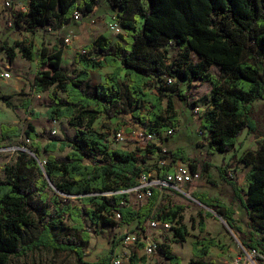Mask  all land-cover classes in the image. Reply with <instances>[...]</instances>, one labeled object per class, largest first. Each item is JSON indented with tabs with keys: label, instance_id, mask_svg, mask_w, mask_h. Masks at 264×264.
<instances>
[{
	"label": "trees",
	"instance_id": "obj_1",
	"mask_svg": "<svg viewBox=\"0 0 264 264\" xmlns=\"http://www.w3.org/2000/svg\"><path fill=\"white\" fill-rule=\"evenodd\" d=\"M107 2L118 10L124 30L121 41L112 44L106 36H98L87 46L88 55L77 54L76 61L82 68L73 75L62 64V47L42 46L35 51L31 45L19 44L17 48L6 40L0 43V53H5L11 62L18 53L37 61L33 83L37 92L55 87L43 114L29 110L30 101L23 106L27 113L34 118L66 119L74 129L72 137L51 135L43 144L35 126L28 123L25 136L39 159L41 152L70 150L64 156L48 155L41 160L43 166L27 152L19 151L15 162L4 167L6 176L0 179V264L41 248L74 253L78 262L85 264V249L93 233L90 226L104 225L114 231L132 223L141 227L149 218L173 223L174 241L186 240L189 231L181 222L185 205L176 203L153 212L160 199L159 189L154 188L151 196L138 204H131L125 191L137 185V178L146 170L143 164L151 155L180 160L193 173L198 164L180 150L163 154L162 148L154 144L139 150L140 159L135 151L111 147L109 135L94 127L100 115L111 119L130 113L137 123L147 126V132L161 135L171 127L175 129L179 123L176 99L186 103L188 99L182 94L183 80L211 84L207 108L202 106L200 128L202 133H208L216 152H233L245 131L263 138L256 149L245 150L236 160L249 167L246 189L229 174L230 167H235L233 155L230 162L219 167L221 179L233 187L235 201L231 205L207 193L192 192L193 198L223 218L244 247L262 253L255 257L263 264L264 240L252 229L245 231L237 224L233 204L238 201L245 209L250 228L264 232V109L255 105L264 100V0ZM98 3L28 0L26 11H12L13 26L30 33L46 26L60 29L71 21L76 10L89 15ZM166 45L175 47L178 54L168 56ZM105 66H112V72L90 88V72ZM212 66L218 68L217 73L211 71ZM122 72L127 81L121 80ZM167 77L173 79L172 84H167ZM11 97L0 95V100L14 108ZM15 132L16 126H1L0 148ZM204 167L208 169L210 163H204ZM60 193L68 196L65 201ZM206 215L212 216L211 212ZM66 219L72 222L71 227ZM199 223L200 231H204V222ZM118 243L119 240L113 243L112 252ZM213 246L226 250L225 244L215 238L195 240L189 264H209L195 258L206 257ZM159 252L167 262L153 264H181L169 244L162 242ZM145 260L134 256L131 264ZM110 261L108 257L92 264Z\"/></svg>",
	"mask_w": 264,
	"mask_h": 264
},
{
	"label": "rangeland",
	"instance_id": "obj_2",
	"mask_svg": "<svg viewBox=\"0 0 264 264\" xmlns=\"http://www.w3.org/2000/svg\"><path fill=\"white\" fill-rule=\"evenodd\" d=\"M9 0H0V43L2 41H7L9 45L16 46L18 48L19 44L31 45L32 49L38 51L43 45L50 46L52 44H60L62 48H69V46L78 45L79 48L90 44L95 41L99 35H104L115 44L116 41H120V36L124 34L123 32H117L111 28V25L119 21L118 10L113 9L107 2V0H97L99 3L95 7L94 11L89 15L81 14V17L78 20L71 19L69 24L62 30H56L50 26L44 28H39L36 33L30 32H20L17 31L13 25H10L9 22L12 19V11H26L28 0H12L10 5H7L6 2ZM82 0H78L81 2ZM147 3L144 1V6L146 7ZM69 37L70 42L67 44L65 38ZM168 51L169 55H177V49L172 45H166L164 47ZM0 48V52H1ZM18 52V49H16ZM78 52L75 53V56ZM1 54V53H0ZM19 54V53H18ZM5 55V54H3ZM2 55V56H3ZM1 56V57H2ZM63 62L67 70L71 75L77 69L72 57L64 55ZM167 63L169 60L166 61ZM31 61H28L21 57L19 54L15 60V63L12 65L11 78L0 77V95H11L10 101L12 102L14 108L7 107L6 104L0 100V131L2 125H7L8 127L16 126L17 132L12 133L3 142V147L0 148V179H4L6 174L4 167L6 165L13 164L18 156V152L22 151L20 147H25L32 151L33 148L31 143L27 144L25 141V130L27 129L28 118L31 117L27 113V110L23 108L25 101L29 98L28 96L33 94V101L31 108L43 114L50 102V94L54 92V86H52L48 91L42 93L41 95L34 94L32 91V84L30 74L33 69L29 71V65ZM99 71V70H97ZM211 71L217 73L218 68L216 66L211 67ZM103 72V71H102ZM103 76L102 74L99 75ZM18 77L25 78V87L22 90L11 91L15 80ZM95 71L92 72L89 79L90 88L94 87L100 82H103L105 78H99ZM121 80L127 81V78L124 75V72L120 75ZM175 84L171 87L173 88ZM182 94L188 96L187 103L179 99H176V107L179 118L178 126H176L174 134L169 136L163 142V147L168 151L176 152L180 150L190 157V160L195 161L198 164L197 172L199 173V178L191 183L184 185V189L188 192V195L177 194L173 191H164L160 194V199L158 201V206L155 207L153 212H156L159 209L169 208L173 204H183L185 209L182 213V224L186 225L190 234L189 242L200 236V226L199 222H203L207 219H217L218 226L222 224L221 232L223 233V243L226 246V250H223L224 253L228 252L229 246L233 245L236 249V253L241 257L242 261H246L243 258L244 249L248 250L242 245L239 240L238 235L229 227L231 231L228 230V227L224 222L218 218V213L210 211L206 206L198 202L195 198L192 197V192H203L207 193L209 196L217 199H224L229 201L232 197V188L231 186L223 181L220 177L219 167L225 166L230 162V158L233 155L235 161L233 164L235 167H230L229 172L232 173V176L235 177L240 185L244 189L247 188V182L245 175L249 170V167L244 166L241 163H236V160L243 154L245 150H254L257 147V144L263 140L262 137H255L252 134L247 133L246 131L238 138V144L235 150L228 154H222L216 152L214 147L210 144V139L207 132H201L200 121L198 118L194 117L192 111V103H197L205 108L206 102L210 98L211 84L205 81H188L183 80L181 82ZM59 95L64 96L63 93L58 92ZM166 100H164V105ZM257 108L264 109V100H259L255 103ZM144 112V111H143ZM33 117V116H32ZM31 117V118H32ZM34 118V117H33ZM34 123L36 124L39 130H43L41 133V141L45 144L48 138L51 135H57L61 137H72L74 135V129L68 125L66 119L62 120H49L45 116H40L35 118ZM261 126L264 127V120L261 121ZM95 129L99 131H105L109 135L110 144L113 148H120L129 151L137 152L140 159H142L138 141L136 140V132H142L147 129L145 124H139L132 119L130 113H124L114 118H107L105 115H100L94 123ZM42 128V129H41ZM123 130L127 135V140L122 143H116L114 141L113 135L116 131ZM70 150L66 148L63 151L56 150L54 152H41L40 160L44 161L48 155H54L56 157L64 156ZM30 155V154H29ZM159 156L151 155L147 162L143 165L146 170H154L157 167V161ZM233 157V158H234ZM43 163V162H42ZM204 163H210V167L205 169ZM187 164V163H186ZM129 201L131 204H138L139 200L134 192L130 191ZM62 201L66 200L68 197L64 193H60ZM73 197H71L72 199ZM144 201V200H142ZM237 209V219L242 226L246 227V231L250 230L247 225L246 219H248L245 209L236 201ZM243 211L242 212L240 211ZM207 212H211L212 216L206 215ZM65 223L71 227L72 222L65 220ZM89 225V222L87 223ZM136 223H132L129 226H121L114 231H111L109 227L100 225V226H90L93 230L91 234L90 241L88 246L85 249V256L83 260L85 264L95 263L103 258L111 257L110 264L112 263L113 258L118 252L123 250L122 246H116L112 252L113 243L119 240L120 236L131 227L135 226ZM215 224L210 221L208 223V228L211 231L215 230ZM253 231L256 235H264V232H259L256 227H253ZM69 232L73 233L74 230L69 229ZM174 231H161L156 233V237L160 242H165L167 244L175 242ZM225 234V236H224ZM177 242V245H174V249L178 251V255L181 258V264H187L186 261L191 254L190 247L186 243ZM141 251H135L137 249L130 250L129 253L123 257L122 264H131V257L137 256L145 257L146 261L149 260L150 263L155 262H164L161 253L159 251L155 252L152 255H145L142 247L139 245L137 247ZM134 251L136 253H134ZM231 253V251H230ZM231 256V255H230ZM234 256V255H233ZM237 256V255H236ZM241 261V262H242ZM8 264H81L78 262L77 256L71 252H54L48 248H41L35 251L28 252L22 257L12 256ZM143 264V263H139ZM147 264V263H145ZM241 264V263H240ZM259 264V263H258Z\"/></svg>",
	"mask_w": 264,
	"mask_h": 264
},
{
	"label": "built area",
	"instance_id": "obj_3",
	"mask_svg": "<svg viewBox=\"0 0 264 264\" xmlns=\"http://www.w3.org/2000/svg\"><path fill=\"white\" fill-rule=\"evenodd\" d=\"M12 0L6 2L7 5H10ZM81 17V13L76 10L73 13V18L78 20ZM13 19L9 22L10 25H13ZM111 28L117 32L122 31V26L119 21L114 22L111 25ZM65 42L68 44L70 42L69 37L65 38ZM82 55H88L89 49L87 47H82L79 51ZM12 62L9 60L7 55L0 56V76L4 78H11ZM167 84L170 85L173 83V79L167 77ZM203 107L199 104H196L192 111L194 117L198 118L200 121L201 114L203 112ZM175 129L169 128L164 131L161 135L156 133H150L147 131L136 132V140L141 149H146L152 144L160 146L162 148L161 153L165 154L167 149L163 147L162 142L169 136L174 134ZM114 141L116 143H122L127 140V135L123 130H118L113 135ZM27 144L31 141L25 138ZM22 147H20L21 149ZM23 148H25L23 146ZM232 176V173L229 172ZM199 178V173L196 171L193 173L188 166V164L173 160L171 157L160 158L157 161V167L153 171L143 170L139 177L137 178V185L126 190L125 192L129 193L130 191L134 192L139 201L145 200L147 197L151 196L152 190L154 188L159 189L162 193L166 190L176 192L177 194L188 195V192L183 188L185 184L191 183ZM117 218H120V214H116ZM129 226V225H124ZM173 223L168 221H162L160 219L149 218L143 226H138L137 224L130 229L126 228V231L120 236L118 246H122L123 250L118 252L112 260L113 264H122L123 257L126 253H129L130 250L137 248L139 245L142 247V250L145 255L149 256L159 251L160 240L156 237L157 232L161 231H171ZM259 251L256 249H244L243 258L252 264H258V261L255 257Z\"/></svg>",
	"mask_w": 264,
	"mask_h": 264
},
{
	"label": "crops",
	"instance_id": "obj_4",
	"mask_svg": "<svg viewBox=\"0 0 264 264\" xmlns=\"http://www.w3.org/2000/svg\"><path fill=\"white\" fill-rule=\"evenodd\" d=\"M69 24V23H68ZM68 24H66V25H64L62 28H60V29H56L57 31L58 30H62V29H64ZM121 32H123V28H122V31ZM100 36V35H99ZM121 41V40H120ZM94 42V41H93ZM93 42H91V43H93ZM118 41H116L115 43H117ZM90 43V44H91ZM111 43H112V41H111ZM124 42H122V44H123ZM113 44V43H112ZM78 45H80L79 43H78ZM78 45H74V46H69V48H63V57H64V55L66 54V55H68V56H70V57H72L73 58V60H74V62H75V64L77 65V71H79V70H81V66L77 63V61H76V58H77V55L75 56V53L76 52H78L79 53V51H80V49L82 48H79V50L78 51H76L77 49H78ZM89 45V44H88ZM88 45H86V46H88ZM43 46H47V45H43ZM53 46H58V47H60V44H52V45H50V46H48V47H53ZM83 47H85V46H83ZM77 53V54H78ZM3 54H5V53H1L0 54V56H2ZM20 54V53H19ZM18 54V55H19ZM18 55H17V57H18ZM16 57V58H17ZM16 58L12 61V65H13V63H15V60H16ZM25 59V58H24ZM27 60V59H26ZM29 61V60H28ZM62 64H63V66L65 67V65H64V62H63V60H62ZM29 65V71H31L32 69H33V71H32V73L30 74V80H31V84H32V91H34V94H38V95H41L42 93H44V92H37L36 90H35V87H34V85H33V83H34V78H35V73H36V70H37V61H31V63L30 64H28ZM66 68V67H65ZM67 69V68H66ZM112 70H113V67L112 66H105V67H103V68H101V69H99V71H95V74H97L98 75V77H99V75H103V76H100L99 78L101 79V78H105V76H106V74H108V73H110V72H112ZM103 71V72H102ZM92 72H94V71H91L90 72V75L92 74ZM12 74V73H11ZM1 77V76H0ZM25 78H23V77H18V79L17 80H15L16 82L14 83V85H13V87L10 89L11 91H9V92H12L13 90L14 91H19V90H22L24 87H25V80H24ZM29 98L25 101V102H27V101H30V105H29V107H28V109L30 110H33L32 108H31V103H32V101H33V94H31V95H29L28 96ZM34 111V110H33ZM32 117V116H31ZM28 118V121H30L29 123H32L34 126H35V128H36V132H38L40 135H41V133L43 132V130H39L38 128H37V126H36V124L34 123V120H35V118ZM55 121V120H54ZM42 129V128H41ZM102 132H105V131H103L102 130ZM40 139H41V136H40ZM165 141V140H164ZM177 161H180V160H177ZM181 162V161H180ZM156 169V168H155ZM154 169V170H155ZM149 171H153V170H149ZM231 186V185H230ZM231 188H232V193H233V195H232V197L230 198V200L228 201H225L224 199L222 200V199H220V200H222V201H224L227 205H231V202H233V201H235V198H234V192H233V187L231 186ZM233 206L235 207V209H236V204H233ZM241 212H242V214H243V211L242 210H240ZM219 218V217H218ZM235 218H236V220H237V224L238 225H240L242 228H243V230H245L246 231V227L245 226H242L240 223H239V221H238V219H237V209H236V215H235ZM220 219V218H219ZM210 221H212L214 224H215V230L214 231H211L209 228H208V223L210 222ZM246 221H247V225L249 226V219H246ZM217 223H220V222H218V220L217 219H207L206 221H204V224H205V230L203 231V232H201V233H203V234H201L200 236H198V237H196L195 239H193V240H191V242H189V237H190V234L187 236V238H186V240L185 241H183L182 243H186V244H188V246L190 247V250H191V254H190V256L188 257V260L186 261V263L187 264H189V261H190V259L191 258H193V253H192V243L195 241V240H197V239H203L204 237H208V238H215L219 243H222V244H224L222 241H223V233L221 232V227H222V224H220V226H218V224ZM226 223V222H225ZM224 223V224H225ZM227 224V223H226ZM225 224V225H226ZM250 228V227H249ZM253 230V228H250V230ZM229 230V229H228ZM230 231V230H229ZM256 234V233H255ZM224 236H225V234H224ZM259 239H263L264 240V235H256ZM181 242H179L178 244H180ZM173 244H175V245H177V241H175V242H173V243H169V246H170V248H171V251H172V253H174V254H176V255H178V251L176 250V249H174L175 247H174V245ZM135 249H137V250H135V251H141V249L139 248H135ZM134 251V253H136ZM230 251H231V253H230ZM260 252V251H259ZM260 254H262L261 252H260ZM231 255V256H230ZM234 255V256H233ZM237 255V256H236ZM179 256V255H178ZM195 259H200V260H202V261H204V262H207V263H211V262H213L214 264H247V262L245 261H242L241 259H242V256L240 257L237 253H236V249H235V247L233 246V245H231V246H229V249H228V252L227 253H224L223 252V250H220L217 246H213V247H211V249H210V253H209V255H207L206 257H203V258H195ZM242 261V262H241ZM164 262H167V261H164ZM140 263H143V264H145V263H147V264H153V263H150L149 262V260H145V262H140ZM263 264H264V262H263Z\"/></svg>",
	"mask_w": 264,
	"mask_h": 264
},
{
	"label": "water",
	"instance_id": "obj_5",
	"mask_svg": "<svg viewBox=\"0 0 264 264\" xmlns=\"http://www.w3.org/2000/svg\"><path fill=\"white\" fill-rule=\"evenodd\" d=\"M21 150L22 151H24V152H27L28 154H30L31 156H33L34 158H36L39 162H40V164H41V166H43V163L41 162V160L39 159V157L37 156V154L34 152V151H32V150H30V149H26V148H21ZM47 177H48V175H47ZM49 178V177H48ZM52 184V183H51ZM53 185V184H52ZM224 223H225V221L223 220V218L221 217V216H219V215H217ZM226 224V223H225ZM226 226H227V224H226ZM228 227V226H227ZM228 229H229V227H228ZM230 230V229H229ZM231 231V230H230ZM247 264H252L251 262H247Z\"/></svg>",
	"mask_w": 264,
	"mask_h": 264
}]
</instances>
